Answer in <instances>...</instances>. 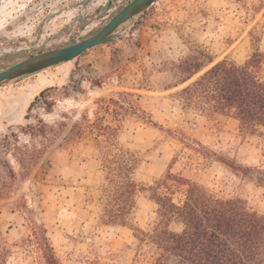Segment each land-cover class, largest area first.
<instances>
[{"label":"rangeland","instance_id":"374dc122","mask_svg":"<svg viewBox=\"0 0 264 264\" xmlns=\"http://www.w3.org/2000/svg\"><path fill=\"white\" fill-rule=\"evenodd\" d=\"M80 1L0 0V53L21 46L12 43L19 35L47 48L80 40L130 0H112L102 16L106 0L71 5ZM255 50L264 55V0H156L112 40L1 86V264H45L27 241L33 226L47 230L61 264L145 263L129 226L101 220L99 150L134 152L143 186L170 172L264 213V127L242 129L176 94L210 65L174 86L205 56L243 64ZM17 59L0 58V68ZM98 124L115 128V146ZM155 208L137 192L129 222L146 227Z\"/></svg>","mask_w":264,"mask_h":264},{"label":"trees","instance_id":"16d2710c","mask_svg":"<svg viewBox=\"0 0 264 264\" xmlns=\"http://www.w3.org/2000/svg\"><path fill=\"white\" fill-rule=\"evenodd\" d=\"M263 54L255 50L243 63L224 57L213 63L206 57L192 65L174 86L195 79L176 92L199 110H211L236 119L242 129L264 127V78L260 75ZM90 129L93 122L89 123ZM102 142L115 146V129ZM104 171L101 191L104 224L129 226L137 249L145 250L144 264H264V213L249 210L240 198H221L200 184L168 173L154 184L143 186L133 178L138 157L120 147L99 150ZM148 191L156 208L146 227L134 226L129 215L137 192ZM179 194L175 197V194ZM172 223L181 225L174 230ZM33 242L45 264H61L49 242L47 230L32 227ZM3 258H0V264Z\"/></svg>","mask_w":264,"mask_h":264},{"label":"water","instance_id":"95a60500","mask_svg":"<svg viewBox=\"0 0 264 264\" xmlns=\"http://www.w3.org/2000/svg\"><path fill=\"white\" fill-rule=\"evenodd\" d=\"M156 0H130L120 8L106 23L93 34L74 42L66 43L48 50L34 53L18 62L0 70V87L12 82H17L28 76L36 74L48 67L57 66L79 56L92 46L112 40L129 18L143 12ZM87 0H81L83 4ZM112 0H106L98 16H102L108 9Z\"/></svg>","mask_w":264,"mask_h":264},{"label":"flooded vegetation","instance_id":"af4514ba","mask_svg":"<svg viewBox=\"0 0 264 264\" xmlns=\"http://www.w3.org/2000/svg\"><path fill=\"white\" fill-rule=\"evenodd\" d=\"M110 19V18H109ZM109 19H107L104 23H106ZM103 23V24H104ZM102 24V25H103ZM102 25H100L99 27H97L94 31H92L90 34L82 37L81 39L93 34L94 32H96ZM87 26V25H86ZM42 28V23L38 24L37 26V30H40ZM41 37V34L39 35ZM28 40V44H27V41ZM12 43H14L15 45L17 43L21 44V46H17L15 49H13L12 51H6L4 53H0V58H6V57H9V56H18V59L13 61L12 63L0 68L3 69L9 65H12L16 62H18L19 60H22L34 53H37V52H40V51H43V50H48L50 48H54V47H57V46H60V45H55L53 47H50V48H47V47H40L38 42L35 41V40H31L30 38H27L25 35H19L17 38H15ZM3 42L0 41V45H2Z\"/></svg>","mask_w":264,"mask_h":264}]
</instances>
